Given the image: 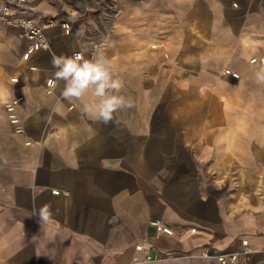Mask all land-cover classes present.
Masks as SVG:
<instances>
[{
    "label": "crops",
    "instance_id": "obj_1",
    "mask_svg": "<svg viewBox=\"0 0 264 264\" xmlns=\"http://www.w3.org/2000/svg\"><path fill=\"white\" fill-rule=\"evenodd\" d=\"M119 1L111 23L102 18L107 3L85 2L93 9L85 32L107 38L100 55L133 103L106 126L84 113L81 101L63 98V81L45 92L54 56L81 50L88 59L80 39L51 28V51L23 61L26 41L0 28V264H131L143 237L162 258L142 264H215L201 251L236 250L244 239L252 261L264 264V118L180 117L178 102L162 116L168 95L205 96L206 79L234 78L226 67L252 92L264 85V66L248 62L243 49L235 61L237 49L227 42L231 30L264 13V0ZM34 4L57 11L45 0ZM253 27L264 30L259 22ZM13 75L18 83L10 82ZM18 95L21 134L3 105ZM45 206L47 220L40 215ZM151 218L173 226L175 235L158 234Z\"/></svg>",
    "mask_w": 264,
    "mask_h": 264
},
{
    "label": "built area",
    "instance_id": "obj_2",
    "mask_svg": "<svg viewBox=\"0 0 264 264\" xmlns=\"http://www.w3.org/2000/svg\"><path fill=\"white\" fill-rule=\"evenodd\" d=\"M35 1L42 0H0V28L6 26L16 31L26 41V48L21 55L23 61H29L30 57L38 51H51L52 42L48 30L54 27H59L61 32L72 40L80 39L82 44L86 45L88 59L100 55L101 51L106 48L107 38L105 36L93 30L85 32V19L88 12V6L84 3L85 0H45L55 6L56 13L48 9H38L34 4ZM93 1L108 4L109 12L105 17L107 23H111L121 12L119 0ZM232 6L237 7L238 2L233 1ZM76 53L83 55L81 50L74 51L73 55ZM29 69L38 70L35 65H30ZM224 72L234 75V72H231L229 69H224ZM9 80L11 83H18L19 77L13 75ZM50 80H53V77L45 79V92L48 94L53 93L56 85V81H54V85L50 84ZM22 100L23 96L18 95L3 101L8 122L13 132L18 134L23 133L25 130L24 123L17 111V106ZM27 143H30V141H27ZM52 192L57 193L58 191L53 190ZM148 224L158 234L173 236L176 233L173 226L159 218H151ZM191 231L194 232L195 229L193 228ZM152 248L153 244L148 237L138 239L134 244L135 254L131 264H142L160 260L162 258L161 254L153 251ZM252 253V247L244 239L241 241V246L236 250L208 248L201 251L200 256L215 260V264H255L251 259Z\"/></svg>",
    "mask_w": 264,
    "mask_h": 264
},
{
    "label": "rangeland",
    "instance_id": "obj_3",
    "mask_svg": "<svg viewBox=\"0 0 264 264\" xmlns=\"http://www.w3.org/2000/svg\"><path fill=\"white\" fill-rule=\"evenodd\" d=\"M90 1V0H85ZM84 2V3H85ZM105 7V2H104ZM93 9L88 5V12ZM102 11V18L105 20L107 16L106 12ZM261 13V12H260ZM86 15V17H87ZM235 20L240 24L243 21L242 15H236ZM252 25L251 30L247 29V23ZM247 23L244 24V28L242 30H237L236 28L231 30V35L227 42L230 45H234L237 49L235 54L232 55L235 61L241 60L243 57L241 55V49H243V53L245 56H248L251 64H260L264 66V30H258L253 27L254 23H261L264 25V13L255 17L254 19H250ZM198 33L199 31H195ZM201 49V47H197ZM256 59V60H252ZM195 66L197 67V62H195ZM227 69L229 67H226ZM264 69V68H262ZM231 72H236L238 75L240 74L239 79H234L231 76H227L226 74L223 76V81L219 78L211 77L209 79V87L210 93L205 96L201 95H185L178 94V99L176 100L175 95H168L165 103H164V111L162 116L170 115L171 105L174 106L176 103L179 107V116H206L210 118H235V117H258L264 118V85H254V91H251L250 83L246 81L241 73L237 70H230ZM231 74V73H230ZM249 89V90H248ZM221 91V92H220ZM220 92V93H219ZM223 101V104L226 106V109H221L219 101ZM239 103H242L243 108H239ZM202 106H207V108L203 109ZM253 107V109H252ZM174 112V110H173ZM260 178L264 177V173H260ZM262 182V180H261ZM164 264H171L170 261ZM180 264H194V263H180Z\"/></svg>",
    "mask_w": 264,
    "mask_h": 264
},
{
    "label": "clouds",
    "instance_id": "obj_4",
    "mask_svg": "<svg viewBox=\"0 0 264 264\" xmlns=\"http://www.w3.org/2000/svg\"><path fill=\"white\" fill-rule=\"evenodd\" d=\"M51 64L55 71L49 83L54 85V81H63V98L81 101L83 112L91 119L106 126L115 123L114 113L133 107L132 101L121 94L123 82L105 56L97 55L92 59H84L80 53L54 56ZM258 75L264 80V69ZM2 120L3 116L0 115ZM40 215L47 220L49 209L45 206L40 210Z\"/></svg>",
    "mask_w": 264,
    "mask_h": 264
},
{
    "label": "bare ground",
    "instance_id": "obj_5",
    "mask_svg": "<svg viewBox=\"0 0 264 264\" xmlns=\"http://www.w3.org/2000/svg\"><path fill=\"white\" fill-rule=\"evenodd\" d=\"M234 77H238L239 75L237 74V73H234V75H233ZM245 198V197H244Z\"/></svg>",
    "mask_w": 264,
    "mask_h": 264
}]
</instances>
